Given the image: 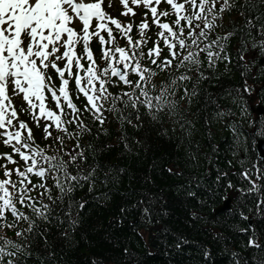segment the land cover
<instances>
[{
  "label": "snow or ice",
  "instance_id": "obj_1",
  "mask_svg": "<svg viewBox=\"0 0 264 264\" xmlns=\"http://www.w3.org/2000/svg\"><path fill=\"white\" fill-rule=\"evenodd\" d=\"M120 2L127 22L107 10L112 0H0V145L9 149L0 151V264H72L89 212L117 196L110 229L159 235L167 264L180 253L215 264L216 246L227 264H264V227L229 223L252 213L264 220V155L253 159L246 146L264 138V114L244 126L252 97H264V0ZM193 116L209 143L196 138ZM213 122L230 130L226 147L211 142ZM112 123L116 139L105 143ZM146 127L179 154L149 161L154 149L136 137ZM120 145L147 168L113 164ZM168 176L179 181L171 187L187 206L185 223L204 227L211 243L166 223L168 189L157 180ZM218 201L234 205L224 218L213 215ZM193 243L195 254L185 252ZM122 256L114 264H145L130 247Z\"/></svg>",
  "mask_w": 264,
  "mask_h": 264
},
{
  "label": "trees",
  "instance_id": "obj_2",
  "mask_svg": "<svg viewBox=\"0 0 264 264\" xmlns=\"http://www.w3.org/2000/svg\"><path fill=\"white\" fill-rule=\"evenodd\" d=\"M227 19V18H226ZM233 83L239 84V74L237 73L233 77ZM192 118V117H190ZM200 130L197 131L196 138L202 143L207 144L209 141L206 139L208 131L207 127L204 125L203 120H198ZM219 122H213L212 126L214 130H210L212 133L211 142L219 143L222 146H227L225 144L226 140H230L231 133L228 131L220 133L218 131ZM136 137L143 138L146 137L154 149V154L150 155L149 161L155 157L164 156L166 153L170 155H178L175 151V142L169 139L168 136H159L158 130L156 127L144 128L141 131L136 133ZM110 139H105V143L109 142ZM247 146V145H246ZM123 145H120L114 151L110 153L108 159L113 163H119L122 167H129L133 171H136L139 165V161L136 157L129 158L127 155L122 153ZM183 152V145L181 146L180 153ZM118 156L120 157L118 159ZM222 163L224 162L223 156L221 157ZM141 168H147V162L143 165H139ZM226 166V163H225ZM204 169L201 168V172ZM179 181L172 177L168 176L167 178H159L157 183L161 188L168 189L167 199L169 207L171 210V216L166 221L173 229L179 228L182 230L190 240L194 242H205L211 243L210 234L205 230L204 227H189L185 220L188 216L187 206L183 202L182 198L177 196L173 191L172 187ZM128 184L127 178L124 179V184L121 186V191H123ZM82 195V194H81ZM119 203V196L114 198V201H109L107 205L101 203L98 207L89 212L86 219L84 229L81 230L83 239L81 236H77L76 239L79 242L77 246L69 252L68 259L72 264H90L92 258H96L101 261V264L106 262H119L123 256V248L130 247L135 253L140 257L144 258L145 264H167L169 257L164 255L165 246L161 244L160 236H149V229L142 228V230H148V237H150V246L152 249H149L144 243V237L141 238L139 235H133L127 226L123 228H112L109 227V222L113 217L118 215V208L116 204ZM194 203V201H190ZM227 214H223L217 218H224ZM229 223H239L241 227H245L246 224L243 220L237 218H230ZM99 225V227H97ZM257 228L264 227V220H255L254 224ZM246 228V227H245ZM232 234V233H230ZM236 238L244 239V233H235ZM189 250L195 254L196 243H193L189 247L186 246L185 252ZM234 250H241L236 248ZM152 251L155 255L149 257L147 252ZM213 255L215 257V264H227L228 257L221 254V250L218 246L213 247ZM173 264H191L190 258L184 253L177 254L171 257Z\"/></svg>",
  "mask_w": 264,
  "mask_h": 264
}]
</instances>
